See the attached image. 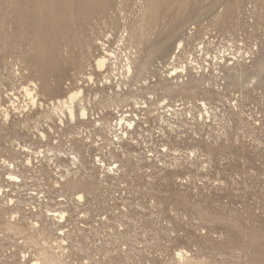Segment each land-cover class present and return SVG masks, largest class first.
<instances>
[{"label":"rangeland","instance_id":"rangeland-1","mask_svg":"<svg viewBox=\"0 0 264 264\" xmlns=\"http://www.w3.org/2000/svg\"><path fill=\"white\" fill-rule=\"evenodd\" d=\"M0 264H264V0H0Z\"/></svg>","mask_w":264,"mask_h":264},{"label":"built area","instance_id":"built-area-1","mask_svg":"<svg viewBox=\"0 0 264 264\" xmlns=\"http://www.w3.org/2000/svg\"><path fill=\"white\" fill-rule=\"evenodd\" d=\"M206 38L208 39L210 37L208 36ZM206 41L210 42L211 39H210V41L209 40L202 41V43L197 48H194L192 50L193 52H191L190 55L188 56L187 62L185 64H183V65H180V72L182 74L187 72L186 68L188 67V65H189V67H191L194 70H199L200 69L199 71H202V69L209 67L211 62L217 61L215 56H211V55L205 54V48L208 45V43L206 44ZM177 49H180V48H177ZM222 57H225V55L223 54ZM217 63H219V62L217 61ZM216 68L218 69V68H220V66L219 67L216 66ZM204 70H205L204 73H206V72H208L206 70H209V69L207 68V69H204ZM125 120L127 121V123H129L128 115L123 114L119 118L118 124L121 125V122L125 123ZM117 127L120 128L121 126H117ZM126 131H127V128L125 129V132ZM119 141H122V139L120 138ZM115 170H117V165L115 167H111V166L109 167V172L110 173H113Z\"/></svg>","mask_w":264,"mask_h":264},{"label":"bare ground","instance_id":"bare-ground-1","mask_svg":"<svg viewBox=\"0 0 264 264\" xmlns=\"http://www.w3.org/2000/svg\"><path fill=\"white\" fill-rule=\"evenodd\" d=\"M99 42V41H98ZM104 45V44H103ZM102 45V46H103ZM106 46V45H105ZM114 51V50H113ZM115 53V52H114ZM130 59V58H129ZM131 61V60H130ZM96 65L98 68L102 69L105 67L106 64V58L105 56L104 57H99L96 59ZM36 88V87H35ZM26 92L29 94V95H33V91L31 90V88L29 87H26L25 88ZM78 90V89H77ZM81 95V91H75V92H72L68 98L64 99L63 101L62 100H59V103H62V105L64 104V106L66 107V109H68V112H69V117L71 120H76V112H75V108H74V101L77 97H79ZM83 95V94H82ZM81 95V96H82ZM34 97V96H33ZM80 98V97H79ZM37 101V99H35V101H33V103H35ZM61 105V106H62ZM83 105V104H82ZM59 106V105H57ZM55 109V108H54ZM82 109V116H88L87 115V111L84 107H81ZM63 114V113H62ZM66 116V115H65Z\"/></svg>","mask_w":264,"mask_h":264},{"label":"snow or ice","instance_id":"snow-or-ice-1","mask_svg":"<svg viewBox=\"0 0 264 264\" xmlns=\"http://www.w3.org/2000/svg\"><path fill=\"white\" fill-rule=\"evenodd\" d=\"M129 127H132V125H129Z\"/></svg>","mask_w":264,"mask_h":264}]
</instances>
